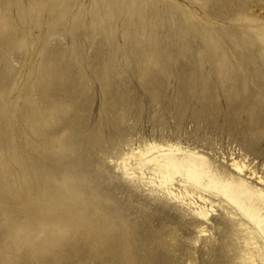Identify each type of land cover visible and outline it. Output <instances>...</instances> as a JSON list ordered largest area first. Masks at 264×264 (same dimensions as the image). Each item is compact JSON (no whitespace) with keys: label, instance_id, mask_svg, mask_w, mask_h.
I'll return each mask as SVG.
<instances>
[{"label":"rangeland","instance_id":"374dc122","mask_svg":"<svg viewBox=\"0 0 264 264\" xmlns=\"http://www.w3.org/2000/svg\"><path fill=\"white\" fill-rule=\"evenodd\" d=\"M155 145L264 192V0H0V264H264Z\"/></svg>","mask_w":264,"mask_h":264},{"label":"bare ground","instance_id":"6f19581e","mask_svg":"<svg viewBox=\"0 0 264 264\" xmlns=\"http://www.w3.org/2000/svg\"><path fill=\"white\" fill-rule=\"evenodd\" d=\"M153 149L163 152L158 156L152 157L149 155L150 151L142 153L147 165L151 164L155 170L170 178V180H174L179 176L191 182L196 188H217L229 199L240 205L255 222H259L257 205L264 206V201L260 199V196L264 195V192L253 190L250 184H247L244 180L237 181L232 179L231 176V179H229L228 177H223L221 174L219 176L210 174L206 158L202 155H197L195 152H190L185 157H177L172 147L165 148L155 145ZM237 168L242 170L240 166H237ZM257 200H260L261 203H258ZM200 214L203 218L208 216L206 211H201Z\"/></svg>","mask_w":264,"mask_h":264}]
</instances>
